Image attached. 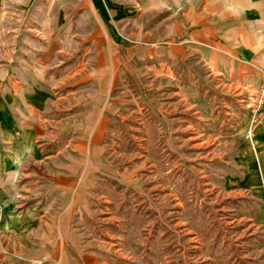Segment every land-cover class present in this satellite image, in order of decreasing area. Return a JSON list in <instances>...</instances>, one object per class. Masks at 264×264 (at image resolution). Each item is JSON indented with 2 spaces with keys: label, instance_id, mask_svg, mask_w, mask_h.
<instances>
[{
  "label": "crops",
  "instance_id": "obj_1",
  "mask_svg": "<svg viewBox=\"0 0 264 264\" xmlns=\"http://www.w3.org/2000/svg\"><path fill=\"white\" fill-rule=\"evenodd\" d=\"M128 2L98 0L109 38L93 43L97 67L87 71L83 67L58 74L48 71L54 62H62L73 29L72 23L46 20L42 26L46 43L40 46L36 67L18 91L0 103L2 142L7 146L0 152V234L7 243L0 259L6 264L15 259L17 264H107L104 258L115 245V235L108 241L96 240L78 224L95 216L89 191L100 176L131 188L139 184L144 168L120 175L104 158L102 143L112 120L126 119L120 111L128 93L135 91L125 85L112 95V73L116 70L118 78L121 64H150L152 74L134 71L139 79L160 75L175 80L171 67L197 59L231 96L256 91L262 83L264 0ZM124 15L130 18L122 19ZM110 40L115 46H128L129 55H118ZM66 87L72 90L58 97L56 90ZM174 88L173 97L151 103L162 122L168 151L183 162V173L198 166L204 182L208 180L205 184L227 198L255 200L259 207L255 222L264 227V123L253 128L249 115L237 116L230 103L211 106L195 82ZM57 112L64 116L60 132L74 138L72 151L39 145L49 137L44 118ZM21 238L16 257V240Z\"/></svg>",
  "mask_w": 264,
  "mask_h": 264
},
{
  "label": "rangeland",
  "instance_id": "obj_2",
  "mask_svg": "<svg viewBox=\"0 0 264 264\" xmlns=\"http://www.w3.org/2000/svg\"><path fill=\"white\" fill-rule=\"evenodd\" d=\"M98 8H101L98 0H0V103L15 94L19 84L36 67L40 46L46 43L42 33L46 20L72 23L73 29L68 41L64 38L67 43L62 62H54L48 71L58 74L61 70L96 68L93 43L96 46L98 41L109 38ZM150 17L148 13L146 18ZM129 18L124 15L122 19ZM131 29L132 26L127 27V31ZM56 35L54 32L53 37ZM110 43L118 55H129L128 46H115L111 40ZM138 69L152 74L150 64L135 62L121 64L118 78L116 70L112 73L113 96L125 85L134 86L135 91L128 93L126 105L120 111V116L126 119L112 120L102 146L108 166L120 175L144 165L139 184L128 188L118 180L100 176L96 187L89 191L95 216L78 227L100 241H108L115 235V245L104 258L107 264H264V227L255 222L257 202L220 194L205 184L208 180L204 182L198 166L183 173V162L168 151L162 122L154 116L151 104L173 97L174 86L195 82L211 106L230 103L237 116H242L244 94H227L222 82L197 59H191L185 66L180 63L177 68L171 67L177 73L175 80L160 75L137 77L138 80L134 73ZM71 90L60 88L56 93L63 97ZM51 115L43 123L49 137L39 145L48 150L72 151L73 136L62 134L58 125L64 116L60 112ZM2 130L5 128L0 127V152L7 151ZM177 163L180 166H174ZM114 216L119 219H112ZM21 241L22 238L16 240L19 244L15 247L16 257ZM34 241L31 239L32 245ZM0 251H7L1 234ZM2 262L6 264L0 259ZM18 262L14 260V264Z\"/></svg>",
  "mask_w": 264,
  "mask_h": 264
},
{
  "label": "built area",
  "instance_id": "obj_3",
  "mask_svg": "<svg viewBox=\"0 0 264 264\" xmlns=\"http://www.w3.org/2000/svg\"><path fill=\"white\" fill-rule=\"evenodd\" d=\"M243 109L249 115L253 125L264 123V76L260 87L243 96Z\"/></svg>",
  "mask_w": 264,
  "mask_h": 264
}]
</instances>
